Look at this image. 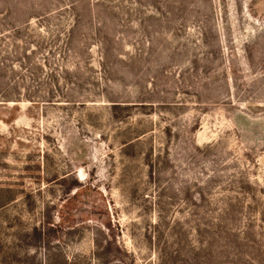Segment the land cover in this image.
Returning a JSON list of instances; mask_svg holds the SVG:
<instances>
[{"label":"rangeland","instance_id":"obj_1","mask_svg":"<svg viewBox=\"0 0 264 264\" xmlns=\"http://www.w3.org/2000/svg\"><path fill=\"white\" fill-rule=\"evenodd\" d=\"M0 264H264V0H0Z\"/></svg>","mask_w":264,"mask_h":264}]
</instances>
